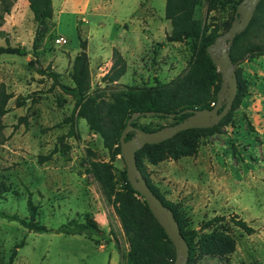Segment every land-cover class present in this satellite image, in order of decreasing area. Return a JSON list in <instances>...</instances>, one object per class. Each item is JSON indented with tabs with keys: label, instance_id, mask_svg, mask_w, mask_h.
Instances as JSON below:
<instances>
[{
	"label": "rangeland",
	"instance_id": "374dc122",
	"mask_svg": "<svg viewBox=\"0 0 264 264\" xmlns=\"http://www.w3.org/2000/svg\"><path fill=\"white\" fill-rule=\"evenodd\" d=\"M213 1L215 7L209 9L207 0H199L195 11L210 27L223 31L225 21L240 18L241 0ZM164 4L165 0H52V18L38 25L28 1L15 0L4 14L0 44L7 37L30 52L0 54V82L11 94L2 116L0 209L28 216L30 198L36 220L47 227L84 220L88 214L104 230L101 235L37 232L0 217L4 264L20 240L23 245L11 264L121 263L128 244L120 221L87 171L88 149L103 159H108V149L85 118L76 116L72 95L58 82L72 83L71 59L81 50L77 27L87 40L92 89L106 86L102 75L112 64L114 48L126 69L110 88L165 82L182 71L191 55L190 41L166 39L171 24ZM236 67L248 94L233 109L230 121L204 138L194 155L146 162L153 182L179 203L190 227L200 234L223 231L233 240L229 251L199 250L194 264H264V53ZM50 70L58 73L57 81ZM224 102L223 96L221 106ZM113 164L117 173L125 167L122 154ZM213 216L220 219L203 227ZM233 216L245 219L254 230L247 233Z\"/></svg>",
	"mask_w": 264,
	"mask_h": 264
},
{
	"label": "trees",
	"instance_id": "16d2710c",
	"mask_svg": "<svg viewBox=\"0 0 264 264\" xmlns=\"http://www.w3.org/2000/svg\"><path fill=\"white\" fill-rule=\"evenodd\" d=\"M14 1L0 0V25L4 20V14L10 12ZM27 1L38 25L52 18V0ZM198 2L199 0H165L164 16L170 20L171 24L170 31L166 33V39L168 41L189 40L191 47V55L186 67L169 80L156 81L154 84H125L110 88L109 83L116 81L126 69L123 56L119 50L114 48L112 64L102 75L106 86L92 89L86 52L87 40L81 36L77 27L81 50L71 59L69 76L72 83L58 82L65 91L72 95L76 116L85 118L88 126L99 133L104 147L108 149V159L100 158L94 150L88 149L90 156L87 171L99 183L102 194L111 203L120 221L128 244L120 264H171L175 257L172 241L152 214L144 196L129 182L126 167L117 173L113 161L117 154H121L119 136L134 111L139 112V115L131 120V124L149 131L183 120L190 113L184 111L187 108H211L212 102L216 101L222 76L211 60L206 47L214 41L216 36L228 29L232 21L227 20L223 23V31L219 30L217 25L210 27L204 18L195 16ZM207 7L214 8V1L207 0ZM0 33H3V30L0 29ZM36 40L37 34L33 38V49L31 50L33 55H35ZM228 49L230 59L236 63V66L244 59L264 53V0L256 3L249 22L241 31L234 34ZM28 52L30 51L24 45L11 44L7 37L6 42L0 44V54L25 55ZM48 73L54 80H58L57 72L50 70ZM235 73L237 91L232 106L216 124L182 129L159 142L145 143L135 152L137 166L147 184L156 196L173 211L180 231L188 243V264H194L199 250L213 251L224 248L225 251H229L233 248V240L223 231L211 230L200 234L197 228L190 227L179 203L167 198L153 182L146 162L156 164L165 158L178 159L184 155H194L204 138L219 131L222 125L227 124L232 117L233 109L248 94L246 82L237 67ZM107 88H110L109 93H107ZM10 96V92L0 82V143L5 140L3 132L5 124L2 116L7 111L6 104ZM146 111L152 113L147 115ZM141 118H146V120L141 121ZM164 119H169V121L162 122ZM134 132L130 130L125 138L132 136ZM27 209L28 216H20L16 212L10 213L0 209V217L17 221L37 232L53 230L67 234L86 235L104 233L98 222L88 214L84 220L71 219L53 228L36 220V206L30 198L27 199ZM219 219L220 216H213L204 222L203 227ZM232 220L247 233L254 230L253 226L243 218L233 216ZM21 245H23V240L14 245L6 264L13 262L17 248ZM0 264H4L1 258Z\"/></svg>",
	"mask_w": 264,
	"mask_h": 264
},
{
	"label": "water",
	"instance_id": "95a60500",
	"mask_svg": "<svg viewBox=\"0 0 264 264\" xmlns=\"http://www.w3.org/2000/svg\"><path fill=\"white\" fill-rule=\"evenodd\" d=\"M258 1L259 0H241L237 5V10L240 11V18L234 19L229 28L222 34L216 36L214 41L206 47L211 60L217 66L222 76L216 101L211 108H187L184 111L190 113L183 120L149 131L134 127L131 124V120L139 115V112L134 111L128 118L119 136L121 154L125 161L126 174L129 182L134 189L144 196L152 214L162 225L167 236L174 245L175 257L171 264H188V243L180 231L172 209L166 206L147 184L137 166L135 152L145 143L159 142L171 137L182 129L193 126L205 127L216 124L227 113L232 106L237 91V77L235 73L236 63L230 59L228 49L229 42L236 32L241 31L247 25L252 17L253 7ZM226 41L228 45L224 47L223 43ZM223 96L225 97V102L221 107ZM145 113L148 115L152 112L146 111ZM171 115H173V113H171ZM130 130H134V134L125 138L127 132Z\"/></svg>",
	"mask_w": 264,
	"mask_h": 264
},
{
	"label": "bare ground",
	"instance_id": "6f19581e",
	"mask_svg": "<svg viewBox=\"0 0 264 264\" xmlns=\"http://www.w3.org/2000/svg\"><path fill=\"white\" fill-rule=\"evenodd\" d=\"M223 46H224V47L226 46L225 42L223 43Z\"/></svg>",
	"mask_w": 264,
	"mask_h": 264
},
{
	"label": "built area",
	"instance_id": "2783aa9c",
	"mask_svg": "<svg viewBox=\"0 0 264 264\" xmlns=\"http://www.w3.org/2000/svg\"><path fill=\"white\" fill-rule=\"evenodd\" d=\"M62 39L65 41V38L62 37Z\"/></svg>",
	"mask_w": 264,
	"mask_h": 264
}]
</instances>
